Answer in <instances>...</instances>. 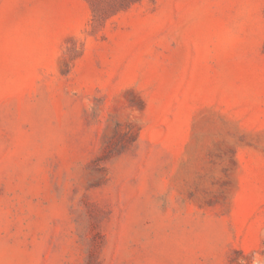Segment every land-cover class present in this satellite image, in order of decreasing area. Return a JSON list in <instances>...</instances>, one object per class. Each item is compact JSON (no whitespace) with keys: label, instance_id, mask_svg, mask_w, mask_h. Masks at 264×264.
<instances>
[{"label":"rangeland","instance_id":"rangeland-1","mask_svg":"<svg viewBox=\"0 0 264 264\" xmlns=\"http://www.w3.org/2000/svg\"><path fill=\"white\" fill-rule=\"evenodd\" d=\"M0 264H264V0H0Z\"/></svg>","mask_w":264,"mask_h":264}]
</instances>
